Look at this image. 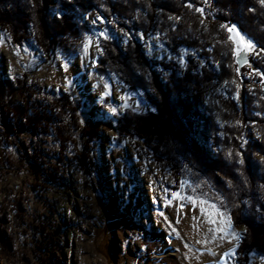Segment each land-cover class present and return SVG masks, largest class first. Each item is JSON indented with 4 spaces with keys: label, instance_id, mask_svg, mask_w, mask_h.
<instances>
[{
    "label": "rangeland",
    "instance_id": "obj_1",
    "mask_svg": "<svg viewBox=\"0 0 264 264\" xmlns=\"http://www.w3.org/2000/svg\"><path fill=\"white\" fill-rule=\"evenodd\" d=\"M239 1L232 13L237 23L219 21L229 14L210 0H190L183 8L193 20L185 24L164 12L166 19L159 18L154 31L142 40L139 34L138 41L161 81L187 90L179 95L173 90L174 99L185 93L195 98L203 114V121H196L205 128L206 151L231 163L242 178L252 167L253 190L244 206L261 213L264 3L249 1L252 9L245 11V0ZM150 10L161 15L160 9ZM98 17L93 10L83 16L90 28L78 37L72 54L57 50L49 59L30 36L16 45L0 26V83L9 80L14 87L10 105L23 96L48 100L68 94L84 102L83 120L103 128L87 154L95 164L88 174L76 162L80 155L69 148L58 167L52 133H22L3 144L0 264H237L235 249L244 228L230 221L222 193L231 188L228 180L215 173L216 182L193 158L165 159L166 149L153 152L142 140L117 135L104 124L126 110L141 114L153 108L141 90L130 91L113 74L98 71L99 40L105 38L100 33L120 45L125 42L123 26L99 29ZM223 43L227 50L222 51ZM171 73L173 79H167ZM105 84L108 95L101 100ZM241 264H264V256L251 253Z\"/></svg>",
    "mask_w": 264,
    "mask_h": 264
},
{
    "label": "trees",
    "instance_id": "obj_2",
    "mask_svg": "<svg viewBox=\"0 0 264 264\" xmlns=\"http://www.w3.org/2000/svg\"><path fill=\"white\" fill-rule=\"evenodd\" d=\"M189 1L0 0V26L6 29L16 45L26 42L30 36L45 59H49L57 50L65 55L74 52L78 37L90 28L84 23L83 16L92 10L103 20V23L97 25L99 29L112 28L114 31L118 26H123V45L115 39L99 40L101 54L97 58L98 71L103 75L113 74L130 91L141 90L153 111L140 114L126 110L104 124L111 126L117 135L125 134L142 140L153 152L159 153V150L166 149V154L163 155L165 159L176 161L177 157L193 158L200 166L197 165V168L202 171L205 168L216 182L219 179L215 173L228 180L231 188L223 189L222 193L230 221L233 226L244 228L235 249V263L241 264L247 261L251 253L264 256V211L261 209L262 212L259 213L254 207L244 206V199L253 190L252 167L249 166L244 171L247 176L242 178L237 175L236 167L231 163L228 164L219 155L212 156L206 151L205 128L196 121L197 118L203 121V114L195 98L185 93L184 97L180 95L182 100H175L172 93L179 95L187 90H182L177 84L170 87L166 81L162 82L138 41L139 34L146 36L154 31L159 18L162 22L166 19L167 14L164 12L168 11L173 19H180L185 24L193 20L194 16L183 8ZM210 1L229 14L219 16V21L237 23L232 13L239 5V0ZM249 1L253 3V0H245L246 3H243L245 11L246 8L252 9L253 5ZM152 7L160 9L161 15L157 17V13L150 10ZM260 35L264 40V34ZM257 37L259 38V34ZM220 39L225 41L224 36ZM227 47L228 44L223 43L222 51L227 50ZM218 49L216 46L217 53ZM181 72L183 78H190L191 75L186 71ZM167 79H173V73ZM13 90L9 80L0 83V169L3 168L4 161L3 144L28 132L54 135L58 145V167L64 162L65 151L69 148L75 155H80L76 162L81 170L88 174L89 170L94 169L95 164L87 154L92 152L93 141L103 128H98L96 122L80 117L79 113L85 107L84 102L72 99L68 94H61L51 95L48 100H33L23 96L20 103L10 105L9 98L13 96ZM184 151L190 155L186 157ZM261 185L264 187V181Z\"/></svg>",
    "mask_w": 264,
    "mask_h": 264
},
{
    "label": "snow or ice",
    "instance_id": "obj_3",
    "mask_svg": "<svg viewBox=\"0 0 264 264\" xmlns=\"http://www.w3.org/2000/svg\"><path fill=\"white\" fill-rule=\"evenodd\" d=\"M197 11H202V10L198 8ZM58 18H59V14H58ZM97 19H101V18L98 17ZM93 23L95 24V21H93ZM101 23H103V20H102V19H101ZM222 27H223V26H222ZM229 31H230V32H234V31H235V27L233 26L232 28L229 29ZM100 35L103 36V37H105V38H107V35H108V34H107V33H100ZM140 39H141V40L143 39V34H140ZM246 46H247V47H253V45H251L250 43L247 44ZM83 47H84V50H85V52H86L87 49L89 48V44H88L87 42H85ZM236 54H237V53H236V51L234 50L233 55H236ZM68 63H70V61H67V60H66V62H65L64 64H62L61 66L66 70L67 67H68ZM92 66H93V67L95 66V60L92 61ZM104 87H105L106 91H105L104 93H101V100L103 99L104 96L108 95V91H107V89L109 88V85H108V84H105ZM121 99H123V97H121ZM125 106H126V105H125ZM108 111L111 112V113H113V114L116 113V109H115V108H109ZM172 195L175 197V196H178L179 194L173 192ZM201 211H203V209H201Z\"/></svg>",
    "mask_w": 264,
    "mask_h": 264
}]
</instances>
